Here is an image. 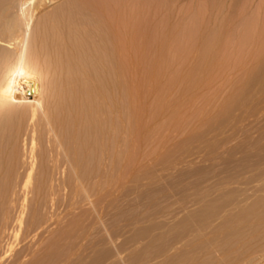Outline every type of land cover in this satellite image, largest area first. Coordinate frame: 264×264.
I'll return each instance as SVG.
<instances>
[{
	"label": "rangeland",
	"instance_id": "obj_1",
	"mask_svg": "<svg viewBox=\"0 0 264 264\" xmlns=\"http://www.w3.org/2000/svg\"><path fill=\"white\" fill-rule=\"evenodd\" d=\"M249 2L0 0V48L32 63L40 107L0 114V264H264V63L164 65L153 80L119 67L117 43L104 79L91 58L111 49L99 5L117 10L118 42L125 26L185 29Z\"/></svg>",
	"mask_w": 264,
	"mask_h": 264
},
{
	"label": "bare ground",
	"instance_id": "obj_2",
	"mask_svg": "<svg viewBox=\"0 0 264 264\" xmlns=\"http://www.w3.org/2000/svg\"><path fill=\"white\" fill-rule=\"evenodd\" d=\"M221 2H223V0H221ZM239 2L241 3V1ZM232 3L235 4V1ZM252 3L253 0L252 2H249L247 7L245 8L242 7L241 9L237 10V12L229 13L225 17L221 15L222 17L220 18V20L218 18L217 19L218 22L216 23L215 20L212 19L215 23L213 24V26H212L213 21L210 22V20H207L209 16L205 18L204 14H202L203 17L199 16L200 22L199 23L197 22L198 23L197 26L188 28L187 26L188 24H187L186 25L187 28L185 29H183V27H179L180 26L179 25L178 27H173L170 30L161 32L159 31L158 28H156V30H153L145 27L141 28L140 26L139 27L134 26L130 28L125 26L122 29V31L124 33L131 34V36L127 39L120 38L118 42H117V10L115 8L106 6L105 4H104L105 6L99 5V7H96L99 8L98 10L99 12L96 14L98 15L100 13L98 17L99 16L102 17L103 18L102 21L104 20L103 21L104 24L106 23L108 27V29L107 28L106 29L109 30V44L111 46V49L106 51L105 44L100 46L102 43H99L97 45L98 47L96 46L93 47V49L94 48L96 49H94L95 52H92L91 58L96 64H98V67L99 66L101 67V69L99 68L100 69L99 75L101 78L104 79L107 75H114L113 78L117 76L118 64L119 67H121L122 65L132 64V63H137L140 64L141 66L143 65L148 69L146 71V75H148V77L152 78L153 80L154 79L158 80L161 76V74H159V72H155L154 69L164 65H175V64L182 65L186 63L189 64V62L193 63L195 67L199 65L200 66L205 65L209 67V65H224L229 63H242V62H250L253 65L262 64L264 63V2L260 1L259 3H257L258 5L255 4L257 7L253 11L251 10V8L254 6L252 5ZM215 4L217 3L215 2ZM226 6H225V11L228 9L229 6V10H228L229 12L232 5H226ZM212 9L213 7H211V10ZM215 9L217 10V8H214V10ZM221 9L222 10H217L216 12L217 13L224 12L223 8ZM204 11H206V9ZM201 13L199 14L201 15ZM208 13L210 12L208 11ZM200 17H202V19H200ZM212 17L215 16L213 15ZM7 30L8 32H10L11 27L9 26L8 28H6V31ZM12 31L13 30H11V32ZM1 34L2 33H0V35ZM4 35H2L3 36L2 39H4ZM117 43L121 46V51H123L122 56L119 58L118 64H117ZM100 51H103L105 54L104 53L100 54L101 53ZM28 63L30 62L28 59H26L24 54L22 55L21 53V55L15 60L12 57V55H10V53L0 48V114L2 112H6L10 110L12 107L14 108L20 106L29 107L30 109L29 112H31L30 117L31 116L33 117V115L37 113V109L39 107V99L37 94L38 92L36 91L37 83L35 85L36 81L32 76L34 72L32 71V69L30 70ZM30 65H32V63H30ZM93 93L96 94L100 93V88L98 86L95 87ZM39 113L46 120L52 119L51 116L49 115V112H47V110L43 109L41 111H38L37 116L40 115ZM32 146L29 148V150L26 153V167L24 169V174L26 175L25 180L18 186L19 187L18 192L20 191L19 193H21L20 201L18 203L19 214H22L24 212L25 201L28 197V194L31 192V190L28 189L30 187L28 186L27 188V183L30 182V181L28 182V180L31 178V175L35 171L36 164L38 161L37 155L34 153ZM67 164L71 165L70 163H68V161L67 162L65 160L61 161L60 165L58 166V169L60 171L58 173L64 172Z\"/></svg>",
	"mask_w": 264,
	"mask_h": 264
}]
</instances>
